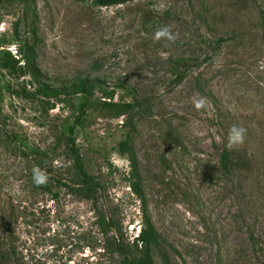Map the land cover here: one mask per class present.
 <instances>
[{
    "label": "rangeland",
    "instance_id": "rangeland-1",
    "mask_svg": "<svg viewBox=\"0 0 264 264\" xmlns=\"http://www.w3.org/2000/svg\"><path fill=\"white\" fill-rule=\"evenodd\" d=\"M164 25L178 37L167 47ZM25 59L62 96H39ZM233 125L247 134L228 150ZM72 126L90 197L58 183L74 174ZM142 205L154 264H264V0H0V264H124L114 231L131 244Z\"/></svg>",
    "mask_w": 264,
    "mask_h": 264
},
{
    "label": "trees",
    "instance_id": "trees-1",
    "mask_svg": "<svg viewBox=\"0 0 264 264\" xmlns=\"http://www.w3.org/2000/svg\"><path fill=\"white\" fill-rule=\"evenodd\" d=\"M73 1L82 2L86 0H73ZM93 1L99 7H107V6L125 4L132 0H93ZM2 54L5 55L6 57L5 62L1 65L3 69L9 70L11 67L14 68L19 64V60L13 59L9 55L8 51H4ZM23 65L25 67V71H24L25 73L32 69L35 70V74L32 71L30 73L31 84L33 83V81L37 83L38 85L37 94L39 96L44 97L48 100L58 99L60 96H62L61 92H59L56 89H53L50 85L46 83H40V81L36 77L38 74V70L36 69V67L33 66V61L25 59ZM92 91H93V86H91L85 80L80 81L77 85L72 86V93L81 96L82 98L79 104L77 105V110H76L77 118L75 121L76 123L79 122V119L85 114L86 110L88 109L89 97L92 95ZM102 105L117 110L118 115L125 114V112H127V110L131 108V105L128 103L120 104V103H109L104 101ZM68 132H69V140L67 143V151H68L67 159H68V163L70 164V169L74 171V174L68 175L70 181H68V179H63V180L59 179L60 181H58V183L61 185L64 184L61 181H64L66 185L63 186L66 187L71 186L72 188L80 191L85 196L88 197L93 196V194L96 193L97 184L94 181V179L89 174L86 173L78 149L75 145L74 139L71 137L74 132V126L70 127ZM123 146L124 145H122V147ZM230 159H231L230 154L228 153V151H225L223 155L220 157L221 164L224 167H227V164L230 161ZM33 169H31V172H29L30 180H32ZM130 190L142 202V193L139 184L138 183L131 184ZM140 211L142 216L141 229L138 232L137 237L134 238L131 244L127 243L125 245L121 243L117 235V232L114 231L115 243L117 244L116 246L120 252L119 255L120 257H122L124 264H154L150 254V249L152 246L158 244V235L146 216V208L144 205H142ZM126 248L127 250L125 252H122V250ZM162 264H166V263L163 262Z\"/></svg>",
    "mask_w": 264,
    "mask_h": 264
},
{
    "label": "clouds",
    "instance_id": "clouds-1",
    "mask_svg": "<svg viewBox=\"0 0 264 264\" xmlns=\"http://www.w3.org/2000/svg\"><path fill=\"white\" fill-rule=\"evenodd\" d=\"M157 10L163 11L164 9L161 6ZM177 38V35L173 33L170 26L168 25H164L158 28L154 33V39L156 41H164L165 47H167L170 43L174 44ZM196 97L197 98H194V107L197 110L205 108L207 104L206 98L199 96V94H196ZM246 134L247 130L244 127H241L239 125H233L228 133L226 148L228 150H234L242 146L245 142ZM32 180L35 186L40 187L47 184L49 177L44 170L40 169L39 167H36L33 169ZM15 191L19 194V188H16Z\"/></svg>",
    "mask_w": 264,
    "mask_h": 264
}]
</instances>
